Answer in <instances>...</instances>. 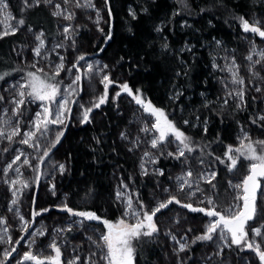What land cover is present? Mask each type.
Instances as JSON below:
<instances>
[{"label": "trees", "instance_id": "16d2710c", "mask_svg": "<svg viewBox=\"0 0 264 264\" xmlns=\"http://www.w3.org/2000/svg\"><path fill=\"white\" fill-rule=\"evenodd\" d=\"M7 1L14 15L25 20V27L42 31L48 41L59 37L56 16L43 1L23 11L22 0ZM108 6L111 16L107 8L108 22L104 31L92 34L89 27L82 24L71 36L74 48L91 54L100 51L98 58L121 75L134 92L140 89L147 99L164 109L169 119L193 138L196 150L186 152L189 168L197 172L201 160L212 163L217 173L212 181L215 189L206 182H202L199 188L204 193H215L219 208L226 207L228 180L233 176L241 177L249 163L241 160L238 168L229 172L224 155L227 147L235 142L242 126L264 139V127L260 126L264 122H251L259 115V108L255 97L250 94L245 97L247 107L243 109L236 108L234 101L225 105L215 97L202 98L201 95H207L214 85L207 44L216 40L238 51L243 30L237 17L246 18L264 10V3L255 0H109ZM130 8L136 12V19L129 14ZM145 8L147 12L143 11ZM110 22L112 38L101 51L110 31ZM158 26L163 31L157 32ZM23 41L19 32L0 39V73H10L6 78L27 74L26 67H19L13 53L14 44ZM165 43L168 44L167 50L162 47ZM188 43L191 47L186 46ZM181 49L185 50L181 52ZM2 83L0 81V86ZM173 87H178L183 94L178 98L175 95L170 97ZM196 117L200 118L199 121ZM126 119L108 100L97 114L91 116L90 123L71 126L59 149L51 155L66 163V171L57 174L54 180L56 194L52 201L66 194V203L74 210L94 211L113 222L121 217L123 208L114 194L112 174L118 172L128 179L126 176L135 171L139 162V153L128 150L119 137L127 128ZM184 120L189 124L185 125ZM205 120L207 133L203 131ZM217 157L224 159L225 163H220ZM132 180L143 199L145 192L152 187L150 181L135 177ZM7 198V195L3 197V201ZM187 214L190 217L201 215ZM97 225L105 231L101 223ZM167 248L160 234L152 240L142 238L137 243V264L164 263ZM197 251L198 246L190 248L188 253L193 255Z\"/></svg>", "mask_w": 264, "mask_h": 264}, {"label": "snow or ice", "instance_id": "6c2138e0", "mask_svg": "<svg viewBox=\"0 0 264 264\" xmlns=\"http://www.w3.org/2000/svg\"><path fill=\"white\" fill-rule=\"evenodd\" d=\"M41 2L42 0H22L23 6L21 11L26 8L38 6ZM43 2L52 4L53 0H43ZM69 2L70 0H63L64 4H68ZM105 4H108V0H105ZM76 7L96 8L93 0H83V3H81V0H76ZM54 8L55 11L52 13L53 16H61L65 20H72L74 18V13L69 12L65 14L66 9H62L60 3L54 4ZM8 9L9 4L7 0H0V16H3V19L0 20V24L3 25V30L0 31V39L9 35H16L19 28L25 25L24 19H19L17 25L9 23V21L14 18ZM143 11L147 12V9L145 8ZM96 14L98 17L96 23L98 25V9L96 10ZM129 14L133 19L137 18L136 12L131 8L129 9ZM108 15L111 16V8L108 10ZM237 19L240 21L244 33L254 34L264 40V19L253 18L251 22L244 16H239ZM99 30L103 32V29ZM27 31L31 32L32 29L28 28ZM63 31L67 36L70 32V27H65ZM156 31L160 32L163 31V29L158 26ZM33 35L35 36V40L38 41L37 46L32 49L34 55L45 60L48 59L47 53H43L42 55V50L45 49L44 34L41 32L39 34L33 33ZM111 38V31H109L106 36V42ZM73 43L75 42L73 41ZM217 43H219V41H217ZM62 46L61 44H57L54 46L53 50ZM162 47L167 50L168 44L165 43ZM100 50L103 51V49ZM184 50L185 49H181V52ZM187 50L191 51V48H187ZM254 56H257L258 59L254 60ZM59 59L60 63L54 65V71L50 75L45 72L43 68H37L36 63H33L31 67L35 68V71L27 72L26 77L22 78L23 82L17 81L10 85V88L14 90L13 98L10 101L14 107L11 109V116H9L8 119H4V116H8L9 110L6 108L3 109V116H0V124L5 127H0V139H6L11 143L14 141L15 137L21 136L20 121L23 117V109L28 103L39 102V106L42 110L36 112L35 117L30 121L33 130L24 132L23 138L18 141V143L39 152L41 149V139H46L48 134L52 131L50 126L67 127V121L71 119L72 116L70 104L77 103L73 97L77 96L78 93L82 91V78L88 79L91 84V80L95 76L103 74L100 83L103 85L104 91L102 95L97 97L91 107H84L83 104L80 105L82 109L81 123H90L93 109L100 108L101 105L108 101L109 87L115 84L116 81L105 72L108 68L106 64L99 65V62L95 64L86 62L85 66H81L80 61H86V54H81L77 57V60L72 64L71 68L65 69L63 63L64 57L60 56ZM246 59L252 62L249 69L250 71H253L256 65L264 66V49L257 50L253 44L250 48V54L246 56ZM213 67L218 68L220 66L213 64ZM73 68L76 70L73 79L62 88L63 81L57 80V77L60 76L62 71L71 73ZM222 70H227L231 73V84L240 85L239 88H233L228 91L227 96L237 100L236 108L243 109L247 107V101L245 100V81L244 78L239 75V66L236 65L235 58L233 57L231 64L226 66V69ZM8 75H10V73H0V81H4ZM176 75L179 76L180 73L177 72ZM253 76L258 77L259 72L253 71ZM261 79L264 80V77H261ZM249 83H251V81H249ZM227 86L228 85L225 84V87ZM118 87L120 90L115 92L113 99L120 97L122 93H126L128 96L132 97L136 105L143 110L144 114L154 118L150 127L147 122H144L143 127L140 128V131L146 134L156 133V135L151 136L147 141L151 149L156 150V153L145 151L141 158L142 163L140 167L143 175L149 174L143 162L145 159L148 163L157 164L162 157L167 156L179 160L185 157L186 152L191 153L196 150L193 147V138L178 127L173 120L169 119L164 109L155 106L151 100L147 99L140 89H136L135 92H133L127 82L119 84ZM254 90L259 93L264 89L260 86H256ZM5 91H7V89H5ZM182 94V92H177L175 97L178 98ZM3 100L4 97L0 95V101ZM223 103L227 105L228 99H225ZM53 105L56 106L55 110L53 109ZM13 118H15V123L12 122ZM199 119V117H196L197 121H199ZM258 121L264 122V114L258 115L256 118L252 119L251 122L257 124ZM183 123L188 125L189 121L184 120ZM203 123V131L207 133V120ZM260 126L264 127V124H260ZM193 127H195V125H193ZM241 132L243 135L239 138V147L233 148V146L229 145L224 154L226 160L229 162L227 164V169L229 172L235 171L241 160H246L249 164L247 173L240 182H228L229 187L234 191V195L232 196L233 202L227 207L219 208L214 199L215 193H213L211 195H205L198 201L199 204H204L206 201L208 207H194L192 203H182L175 195H169L167 199L159 201L155 207L149 209L142 200L138 199L134 204L132 196L117 190L116 198L124 204V211L121 217L113 222L109 219L102 218L94 211L74 210L69 207L67 203H64L58 206L60 211L66 212L70 217H78L81 219L71 221L67 228L53 229L56 235L52 237L47 247L51 249L54 255H44L39 249L35 253L32 251V247L36 244L37 240L48 234L46 228L41 227L34 231H29L32 225L36 223V218L50 211V209H36L33 207L30 220H26L23 215L19 214V210L16 209V214L21 221L20 230L24 235L13 242L12 236L9 234L6 218L0 217V244L12 245L11 248H4L0 251V264H9L10 258L17 252L16 246L25 238V235L30 237L27 242L29 250L23 252L17 264H99L100 261H102L103 264H137V243L145 237L152 240L160 233L157 214L161 213L164 209H168L169 205L173 203L188 209L190 212L203 213L208 218L204 231L195 236L191 244L203 241L216 242L217 250L212 253V255L215 256H220L225 248H230L233 245L241 250L249 249L255 253V257L258 259L259 264H264V186H262V182H264V140H253L243 126L241 127ZM63 136L64 131L59 130L54 139L48 142V146L44 148L42 154L32 157L37 160L35 165L31 163V160L23 151L17 149V154L13 157L11 162L3 168V175L6 177L10 171H15L19 177L22 175L21 167L17 166L14 168V165L20 164L21 166H29L37 173L34 183L38 185L40 176L42 175L41 165L45 163V159L49 157L52 148H55L56 145L60 143ZM121 138L127 139L128 136L126 133L122 132ZM139 142L140 138L137 137L134 146H138ZM173 144L176 145L175 150H168ZM129 150L131 151V149ZM0 151L6 153L9 149L3 148L0 149ZM22 157H24L23 160H21ZM217 160H219L220 163H225V160L220 157H217ZM200 162L201 164L204 163L203 160ZM54 167H56L61 174L66 171V166L64 164H59ZM154 174L163 176L164 171L162 169H156ZM216 175L217 173L212 171L206 175L201 174L200 178L212 185V188L215 189V185L212 184V181L216 178ZM192 176V171L188 170L183 175L176 177L181 192L184 191L185 187L189 189L192 188ZM3 182L9 185V190L12 192L13 199L10 203L13 207H9L8 210L13 211L14 207L19 203V195L22 193L23 189L29 188L30 184L28 181L19 178L12 180L5 179ZM18 185L19 187H17ZM121 186L125 189L128 187L123 181H121ZM51 190L53 195H55L54 184L51 186ZM163 191L168 192V189L165 188ZM197 192L202 193L203 190L197 186L195 191L188 194L189 198L191 199V197L196 196ZM258 200L260 201L259 204ZM33 204H35V198H33ZM85 221L101 223L105 229V231L99 233L98 239L87 236V239L95 246L96 250L91 251L83 260H81V256L77 254L69 261H62L63 253L61 245L64 241H58L60 233L72 231L73 224L83 226ZM176 223H179V221L177 220ZM92 231L96 232L97 229L93 228ZM188 231L191 232L192 229L189 228ZM249 233H251L252 237H260L261 242L257 243L254 239H251ZM165 234L179 244V248L174 249V253L177 254V256L180 252H185L189 249V244L177 240V237L172 234L171 231ZM182 239L186 241L187 237H182ZM97 253H99V261L95 259ZM207 259L211 260L212 256H207ZM180 264H183V261H180ZM248 264H251V262H248Z\"/></svg>", "mask_w": 264, "mask_h": 264}, {"label": "rangeland", "instance_id": "374dc122", "mask_svg": "<svg viewBox=\"0 0 264 264\" xmlns=\"http://www.w3.org/2000/svg\"><path fill=\"white\" fill-rule=\"evenodd\" d=\"M43 1V0H42ZM260 3H264V0H255ZM9 4V2L7 1ZM60 3L62 9H66L65 14L74 13V18L72 20H65L61 16H56L57 19V27L59 37L52 39L50 41L45 40L44 35L43 39L45 40V49L42 50L43 53L48 54V59H42L40 57H36L32 51L38 44V41L35 40V36L33 33L39 34L42 31L32 29L31 32H28L27 29L30 27H21L19 28L20 36L23 38V42H19L18 44H14L13 53L15 56V60L19 67H26V73L29 71L36 70L32 68L31 65L36 63L37 68H43L45 72L49 73V75L54 71V65L60 63V56L64 57L63 63L65 65V69L71 68L72 64L77 60V57L81 54L92 55L89 51L85 52L77 50L74 48V43L71 40L72 34L78 31L81 28L82 24H85L89 27L92 34L102 33L99 29H103L108 22V18L106 15L107 5L105 4V0H93L96 8H77L76 0H70L68 4H64L63 0H53L52 4H46L51 12L55 11L54 4ZM83 3V0H81ZM99 10V24L97 25L96 21L98 19L96 10ZM8 11L12 14L14 19L20 18L14 15L10 5ZM251 20L253 18H261L264 19V10H258L253 15L246 17ZM3 19V16H0V20ZM14 19L12 21H14ZM22 19V18H20ZM65 27H70V32L67 34L64 33L63 29ZM3 30V25L0 24V31ZM43 33V32H42ZM57 44L63 45L60 48H55L54 46ZM255 45L257 50L264 49V40L259 38L258 36L251 33L242 34L241 44L236 51L233 47H228L222 45L220 42L217 43L216 40L210 43L208 46V51L211 54V70L210 75L213 78V90L209 91L208 94H202V98L204 97H215L216 99H220L224 101L228 99L229 101H234L237 103V100L232 99L227 96L228 91L233 88H239L240 85L231 84V73L226 69V66L230 65L232 62V58H235L236 65L239 66V75L244 78L246 95L250 94L255 97L256 103L259 108V115L264 114V90L261 92H256L254 88L256 86H260L264 89V80L261 77H264V66L256 65L253 71L259 72V76H253V71H250L251 63L246 59V56L250 54V48ZM187 47H191L188 43ZM253 59H258L257 56H254ZM38 61V63H37ZM87 63L99 62V65H105L106 63L102 61L98 57L88 56L86 61H81L80 65L85 66ZM213 64H217L220 67H213ZM107 65V64H106ZM108 66V65H107ZM75 69H72V72L69 73L67 71H62L60 76L57 77L59 81H63L62 88L69 84L73 79L75 74ZM83 71V67H82ZM111 78L116 81L115 84L109 87L108 100L113 102L117 107L118 113L123 114L127 119V128L122 132L126 133L128 138L122 139L121 133L119 134L120 139H122L127 147V149H131V151H135L139 153V162L135 168L134 172H130V174L126 177L128 179L123 178L121 174L118 172H113L112 177L114 179V194L116 196L117 190L121 192H125L127 195L132 196L134 204L136 201L142 200L144 204L150 209L156 206V204L165 200L169 197V195H175L178 199L182 201V203H192L196 206L208 207L206 201L204 204H199V199H202L205 195H211L212 193L209 191L207 193L197 192L196 196L189 198V193L195 191L197 186L200 187L202 182H205L201 179V174H208L214 170L212 163L206 161L200 165L197 172H193L192 176V188L189 189L185 187L184 191L181 192L179 190L178 182L176 177L183 175L186 173L189 168V156L186 154L185 157L180 158L179 160L174 159L172 157H162L157 164L148 163L145 159L143 162L145 167L148 169V175H143L141 170L142 157L145 151H150L156 153L155 149H151L150 144L147 141L151 138V136L156 135V133L146 134L140 131V128L143 127L144 122L148 123L150 127L151 122L154 121V118L148 117L143 113V110L136 105L135 101L132 97L128 96L126 93H122L120 97L113 99L115 92L119 91V84L125 82V79L115 73L109 66L105 70ZM103 74L95 76L91 80V84L88 79L82 78L81 87L82 91L78 93L77 103L74 104L72 110V119L71 126L81 124V112L82 109L80 107L81 104L84 107H91L95 102L97 97L103 94V85L100 83L101 76ZM26 77V74H16L15 76H9L6 78L0 86V95L4 97L3 101H0V116H3V109H8V116H4V119H8L11 116V109L14 105L10 102L14 95V90L10 88V85L16 83L17 81H22V78ZM251 81V83H249ZM225 84L228 86L225 87ZM7 89V91H5ZM134 92V91H133ZM177 92H179L178 87L172 88L170 92V97H173ZM245 95V97H246ZM74 98V97H73ZM59 99V98H58ZM175 99V98H174ZM71 105V104H70ZM55 105H53V109L55 110ZM102 107V105L100 106ZM99 109V108H98ZM98 109H93L91 116L97 114ZM42 109L39 106V102L28 103L23 109V117L20 121L21 128V136L15 137L14 141L9 143L6 139H0V149L8 148V152L0 151V217H4L7 220V226L9 227V234L12 236L13 242L19 239L22 235H24L21 228V221L19 220L18 215L16 214V209L19 210V214L23 215L26 220L31 219V211L33 207L36 209H44L48 208L50 211L44 213L42 216L36 218V223L32 225L29 231H34L37 228H46L47 235L40 237L36 244L32 247V251L35 253L38 249L43 252L44 255H54L51 252V249L47 247L50 240L56 234L53 232L54 228H67L71 221L79 220L81 218L78 217H70L66 212L60 211L58 206L66 203V194H61L55 200L53 192L51 190V186L54 184V180L57 174H61L56 167L59 164L66 163L60 161L53 156H50L42 166V175L40 187L35 198V204H33L34 191H35V179L37 173L33 170V168L29 166H21L20 164L14 165V168L17 166L21 167V176H17L15 171H10L8 175L5 177L3 175V168L11 162L13 157L17 154L16 150L19 149L25 153L26 156L31 160V163L35 165L37 163L36 159H33L34 156H39L42 154L45 147L48 146V142L53 140L56 133L59 130H63L64 126H50L52 131L48 134L46 139H41V149L39 152L35 151L33 148H30L26 145L18 143L20 139L23 138V133L26 131H31L32 125L30 121L35 117L36 112L41 111ZM15 123V118L12 120ZM0 127H5L0 124ZM243 128L249 133L253 140H264L261 139L257 134H254L249 128L243 126ZM7 130V128H6ZM243 133L241 132V128L238 132L236 140L231 146L233 148L239 147V138L242 137ZM140 138V142L138 146H134V142L136 138ZM176 145H171L168 150L174 151ZM24 157L21 158L23 160ZM229 163V162H228ZM249 164V163H248ZM156 169H162L164 171V175L160 176L158 174H154ZM248 165L246 168V172L241 177L233 176L228 180L233 183L240 182L244 175L247 173ZM145 178L150 181L152 187L150 190L145 192L144 198H140L139 190L132 178ZM22 179L29 182L30 187L23 189L22 193L19 195V203L14 207L13 211H9V207H13L11 205V200L13 199L12 192L9 190V185L4 183L5 179ZM121 181L127 184V189L121 186ZM55 185V184H54ZM262 186H264V182H262ZM19 187V185L17 186ZM229 187V184H228ZM167 188L168 192H164L163 189ZM56 194V189H55ZM8 196L7 201H3V197ZM234 195L233 189L229 187V195L227 206L232 203V196ZM122 204V208L124 211V204ZM260 201L258 200V204ZM226 206V207H227ZM122 211V213H123ZM188 211L183 209L180 205L173 203L169 205L168 209H164V212L158 213L157 216L159 218L158 227L160 228V235L165 239L166 244L168 245L167 251L164 254V263L162 264H180V261H183V264H259L258 259L255 257V253L249 249L241 250L237 246H232L230 248H225L223 253L220 256L212 255L217 250V244L213 241H203L197 242L196 244H191V241L195 238V236L201 234L204 231L205 225L208 222V218L201 213L199 217H190L187 214ZM122 215V214H121ZM179 223H176V221ZM98 222H88L85 221L83 226H78L73 224L72 231L60 233L58 237L59 240H63L64 243L61 245L62 250V261H69L75 255L79 254L81 256V260L84 259L91 251H95V246L87 239V236H92L93 239H98L99 233L102 232L100 227L97 225ZM97 229L96 232H93L92 229ZM191 228L192 231L189 232L188 229ZM171 231L177 237V240H180L182 243L187 242L190 248H196L198 246L197 253L193 255L188 253V250L185 252H180L177 254L174 253V249L179 248V244L176 241H173L170 236L165 233ZM251 239H254L257 243L261 242L260 237H252L251 233H249ZM182 237H187V240H183ZM29 236L25 235V238L21 240L20 244L17 245V252L13 254V257L10 258L9 264H17V261L22 256L23 252L28 251V240ZM12 245L9 244H0V251L4 248H11ZM75 249V250H74ZM193 253V251H192ZM211 255L212 259L208 260L207 256ZM99 261V253H97V257L95 258ZM99 264H103L102 261Z\"/></svg>", "mask_w": 264, "mask_h": 264}, {"label": "water", "instance_id": "95a60500", "mask_svg": "<svg viewBox=\"0 0 264 264\" xmlns=\"http://www.w3.org/2000/svg\"><path fill=\"white\" fill-rule=\"evenodd\" d=\"M108 4H109V0H108ZM108 4H107V8H109ZM110 31H111V33H112V22H110ZM107 42H108V40H107ZM107 42L105 41V43H104L103 46H102V49L105 47V45L107 44ZM99 53H100V51H97V52H95V53L92 54V55H86V58H88V56L98 57ZM80 62H81V61H80ZM77 98H78V95L75 96L73 99L77 100ZM73 106H74V104H71V105H70V107H71L72 110H73ZM71 119H72V116H71ZM71 119H69V120L67 121V127L63 129V131H64V136L61 138L60 143L57 144L55 148H52L49 157H50L51 155H53V154L59 149L60 145L62 144L63 140L65 139V136H66L67 132H68L69 129L71 128ZM49 157H48V158H49ZM48 158H46L45 161H46ZM42 166H43V165H41V171H42ZM40 182H41V176H40L39 184H38V185H37V184L35 185L34 198H36V196H37V193H38V190H39V187H40ZM193 206L196 207V205H193ZM200 207H201V206H200ZM182 208H183V207H182ZM183 209H185V208H183ZM185 210L189 211L188 209H185ZM31 212H32V211H31ZM189 212H190V211H189ZM190 213H193V212H190ZM20 242H21V241H20ZM16 247H17V246H16Z\"/></svg>", "mask_w": 264, "mask_h": 264}, {"label": "built area", "instance_id": "2783aa9c", "mask_svg": "<svg viewBox=\"0 0 264 264\" xmlns=\"http://www.w3.org/2000/svg\"><path fill=\"white\" fill-rule=\"evenodd\" d=\"M20 18H17V19H14V21H9V23L13 24V25H17V21L19 20ZM21 28V27H20Z\"/></svg>", "mask_w": 264, "mask_h": 264}, {"label": "bare ground", "instance_id": "6f19581e", "mask_svg": "<svg viewBox=\"0 0 264 264\" xmlns=\"http://www.w3.org/2000/svg\"><path fill=\"white\" fill-rule=\"evenodd\" d=\"M189 212V211H188ZM190 213V212H189Z\"/></svg>", "mask_w": 264, "mask_h": 264}]
</instances>
